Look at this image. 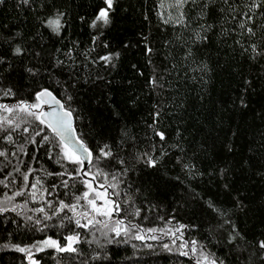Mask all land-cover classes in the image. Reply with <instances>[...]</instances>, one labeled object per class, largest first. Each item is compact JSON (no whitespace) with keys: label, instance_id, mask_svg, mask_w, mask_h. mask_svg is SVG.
Instances as JSON below:
<instances>
[{"label":"trees","instance_id":"obj_1","mask_svg":"<svg viewBox=\"0 0 264 264\" xmlns=\"http://www.w3.org/2000/svg\"><path fill=\"white\" fill-rule=\"evenodd\" d=\"M102 8L104 0H0V105L36 104L47 89L72 110L92 153L82 171L46 125L0 110L20 123L0 128V180L9 184L0 200L24 193L0 213V264H30L3 247L9 241L37 264H264V0H114L109 23L93 27ZM57 18L58 33L48 25ZM39 103L33 111L44 112ZM117 220L136 228L117 236ZM73 235L75 253L32 248Z\"/></svg>","mask_w":264,"mask_h":264},{"label":"snow or ice","instance_id":"obj_2","mask_svg":"<svg viewBox=\"0 0 264 264\" xmlns=\"http://www.w3.org/2000/svg\"><path fill=\"white\" fill-rule=\"evenodd\" d=\"M186 2V0H179V3H184ZM23 3L27 4L28 0H23ZM104 3L107 5V8H102L99 12V14L97 15L96 19L93 21V27L97 26V22L98 21H103V23L105 25H107L109 23V10L112 8L114 0H104ZM257 7L259 5H256ZM48 25L53 29V31L55 32H59L61 24H60V20L59 18L55 19V20H49L48 21ZM243 26V25H241ZM249 32H251V29H249ZM150 51V50H149ZM22 54V49L21 47L17 46L14 50H13V55H20ZM118 55V54H117ZM100 59L104 60V61H110L112 59L111 55H106L103 57H100ZM3 59L0 58V63H3ZM27 71L35 74L34 70L29 68L27 69ZM152 83H156L155 79L153 78ZM3 95L8 96V95H12V90L9 88L6 91H3ZM45 97H51L52 100L59 105V111L57 112L55 109L53 110L52 113H44V112H37V111H33V109H39L40 108V103L39 102H43ZM36 98L38 103L36 104H28L24 101L19 102L16 105L13 106H8V105H0V110H3L4 112H7L9 114H13V113H18V112H24L26 113L28 116L33 117L35 120H38L41 124L46 125V127L50 128L52 130V132L55 134V136L59 137L60 139V144L62 145V152H63V156L64 158L68 159L70 162L73 163H77L79 164L81 167H83V162L85 159H88L89 162H91V157H92V153L89 152L88 148L83 144L82 141L80 140H75L74 141V136H73V131H72V127H71V116H72V110H65L64 106L62 104H60L59 100H56L55 97L52 96V93L50 91H48L47 89H44L40 92H38L36 94ZM69 99H71V97H69ZM24 123H28L27 121H23ZM5 124H7L9 127H13L15 128H20V123H14V119H10L8 116H0V128H2ZM25 132L28 131V128L25 127L23 129ZM43 131V130H41ZM36 135L39 136L40 132L37 131ZM157 136H159V138L161 140L165 139V135L163 132H157L156 133ZM44 141H48L49 137L47 135H44L42 138ZM7 140L11 141L12 140V136L9 135L7 137ZM33 142H35V140H33ZM107 147V146H105ZM71 149V150H70ZM20 151H23V147H21L19 149ZM84 153H87V157L84 156ZM101 154L105 157H108L110 155H112V153L110 151H104L103 149L101 150ZM12 155H15V153H12ZM0 157H7V152L4 150H0ZM148 163L150 166H155L156 164V160L153 158H149ZM14 171L16 172H20V168L19 166H17ZM31 169L28 170V172H24L22 173L23 175V179L25 181V187L28 186V180H29V175L31 173ZM80 169H77V174H79ZM9 176H11L12 174L9 173ZM85 175H87V173H85ZM5 179H7V177H5ZM40 181L37 180L36 184H32L31 187L33 189L36 188L37 184H39ZM65 186H67V181L64 182ZM0 184H3L4 187H9V184H6L4 180H0ZM85 185L89 188V190L91 191V183L89 181H85ZM23 191H16L13 193V195L9 196L7 194L4 195V199L0 200V213L6 212V211H10V210H15V207H19V206H14L13 208H8L5 207V204L10 203L16 196H20L23 195ZM33 199H35L36 193L35 191H33L31 193ZM89 193L85 192L83 197H78L77 199H88ZM97 198H99V194L97 196ZM89 204L92 205L93 210L95 212H97L98 214H102V215H106L109 218H111V212L108 211H102L100 207H98L95 203V200L89 199L88 200ZM106 204H113V211L115 212H119L120 211V206L118 204H115V202L113 201H108L105 200ZM65 207H69L72 211H75V205H65L63 202H61V209L65 208ZM37 211L43 212V209H37ZM84 216H87L88 213L85 212L83 213ZM46 219H50L51 217H45ZM28 219H31V217H28ZM40 221L37 220V223H39ZM89 223H91V221H89ZM124 224L123 220H117L116 221V227L112 229V231H114L116 233L117 236H119L121 234V232H124L125 234H127L129 231H131L132 229L136 228V225H128L126 227H121ZM76 225L78 227H87V224H81L80 220L77 219L76 220ZM104 227H108L107 224L104 225ZM149 231H156V229H150ZM136 239H143L142 236L137 235L135 237ZM155 237H153L154 239ZM66 240L68 241V243L66 245H60L59 243H57V241L55 240H45L42 242H39V245H32V248H36L37 251H43L45 247H54L56 249L57 252H71V253H75L77 252V249L73 246L76 243H79V236L78 235H73V236H67ZM231 242V241H230ZM89 243H91V241H89ZM3 247H11L14 248L16 251L18 252H22V253H26L28 256V259L30 261V264H37L36 261H34L32 259V252L31 249L28 247H20L19 245H14L11 244V242L9 241L8 243L4 244ZM165 247H167V245H165ZM259 247L261 249H264V241H261L259 243ZM193 251H195V249H193ZM182 255H185L186 253H181ZM204 260H208V257L205 256L203 257ZM209 264H216L215 260H212L209 262ZM222 264V262H221Z\"/></svg>","mask_w":264,"mask_h":264},{"label":"water","instance_id":"obj_3","mask_svg":"<svg viewBox=\"0 0 264 264\" xmlns=\"http://www.w3.org/2000/svg\"><path fill=\"white\" fill-rule=\"evenodd\" d=\"M53 97H55L53 94H52ZM56 98V97H55ZM56 100H59L58 98H56ZM60 101V100H59ZM44 107H45V111L44 113H52L53 110L55 109L57 112L59 111V105H57L51 97H45L44 98V101L41 102ZM60 104H62V102L60 101ZM63 105V104H62ZM71 127H72V131H73V136H74V141L75 140H79L77 138V135H76V132H75V129H74V126H73V118L71 116ZM51 130V129H50ZM52 131V130H51ZM54 134V133H53ZM55 135V134H54ZM57 137V136H56ZM59 139V137H57ZM60 140V139H59ZM71 150V149H70ZM84 156L87 157V153H84ZM89 163V160L88 159H85L84 162H83V169L82 171H84L87 167V164Z\"/></svg>","mask_w":264,"mask_h":264},{"label":"rangeland","instance_id":"obj_4","mask_svg":"<svg viewBox=\"0 0 264 264\" xmlns=\"http://www.w3.org/2000/svg\"><path fill=\"white\" fill-rule=\"evenodd\" d=\"M95 195V194H94ZM96 196V195H95Z\"/></svg>","mask_w":264,"mask_h":264}]
</instances>
